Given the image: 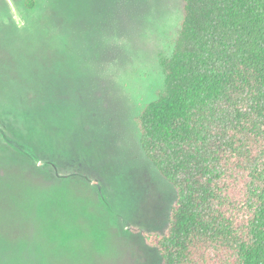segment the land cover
Listing matches in <instances>:
<instances>
[{
    "label": "rangeland",
    "instance_id": "1",
    "mask_svg": "<svg viewBox=\"0 0 264 264\" xmlns=\"http://www.w3.org/2000/svg\"><path fill=\"white\" fill-rule=\"evenodd\" d=\"M34 1L0 0V264H161L176 189L135 118L183 2Z\"/></svg>",
    "mask_w": 264,
    "mask_h": 264
},
{
    "label": "trees",
    "instance_id": "2",
    "mask_svg": "<svg viewBox=\"0 0 264 264\" xmlns=\"http://www.w3.org/2000/svg\"><path fill=\"white\" fill-rule=\"evenodd\" d=\"M182 2L163 88L135 118L176 189L145 241L161 264H264V0Z\"/></svg>",
    "mask_w": 264,
    "mask_h": 264
}]
</instances>
